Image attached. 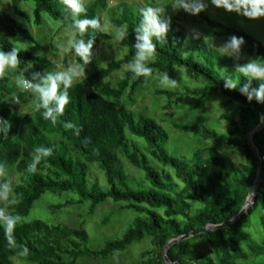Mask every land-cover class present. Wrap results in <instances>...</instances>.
Masks as SVG:
<instances>
[{
	"label": "trees",
	"instance_id": "trees-1",
	"mask_svg": "<svg viewBox=\"0 0 264 264\" xmlns=\"http://www.w3.org/2000/svg\"><path fill=\"white\" fill-rule=\"evenodd\" d=\"M22 1L28 0H10L13 14L0 9V52L11 53L15 49L10 38L16 35L37 45L36 38L19 20V17L30 19L20 8ZM31 1L36 25H41L45 12L72 30L74 40L85 43L91 40V48L100 41L108 48L115 45L122 55L109 59L105 66L87 73L67 89L69 103L55 123L51 118H43L47 109L42 106L40 93L33 108L16 111L8 104L16 90L10 86L11 78L0 76V170L19 175L12 189L15 199L7 206L10 215L19 218L27 215L34 202L46 193H64L67 197L62 202L50 205L52 213L82 205L85 214L92 215L101 205L111 202L116 205L105 214L104 223L124 210L134 216L119 233L103 238L100 245L84 222L78 227L42 219L18 223L13 233L15 247L9 244L0 226V264H13L14 257L30 264L106 260L142 241L148 242V247L134 264H238L263 257L264 240L250 239L247 229L258 222L264 234V126L253 135L262 163L259 179L258 162L247 138L264 121V102L257 101L255 96L249 101L241 91L245 88L247 92L258 91L256 79L242 73L236 83L230 76L215 72L214 63L219 58L216 54L221 52L195 32L187 43L188 31L181 23H171L163 38L151 37L156 53L143 63L152 73L168 74L174 68H182L196 82L192 88L185 85L178 92L158 89L155 94L172 103L185 95L199 100L218 92L228 102L239 104L235 115L222 116L229 123L227 132L206 124L172 121L177 130L198 140L195 150L182 153L171 143L165 127L154 118L116 104L125 96L132 98L148 80L136 77L132 70L137 59L136 45L142 43L138 39L143 35L141 8L118 3L109 18L115 31L104 33L102 14L108 10L107 0H91L78 16L66 5L61 8L62 0ZM148 5L152 7L151 3ZM85 18H96L100 27H89L80 33L76 20ZM203 21L209 36L243 37L245 51L264 62V45L259 39L218 19L203 16ZM120 32L124 33L122 40L118 39ZM71 53L83 63L74 50ZM17 55L20 61L17 67L29 70L21 73L23 78L36 76L44 87V80L56 75L54 63L47 57L21 50ZM122 69V77L115 78ZM228 81L236 87L227 88ZM63 91L61 82L58 94ZM54 106L50 102L49 107ZM68 124L73 127H67ZM137 138L143 141V146ZM40 147L52 149L53 154L42 158L36 171L31 172L30 165ZM239 147L245 150L249 160L246 164L235 165L222 155ZM123 159L141 175L127 172ZM92 164L102 173V181L91 176ZM6 182L0 175V190ZM256 183L253 202L236 217ZM0 209H6L1 202ZM206 226L212 228L184 237ZM200 238L208 244L210 254L195 249L194 243Z\"/></svg>",
	"mask_w": 264,
	"mask_h": 264
},
{
	"label": "rangeland",
	"instance_id": "rangeland-1",
	"mask_svg": "<svg viewBox=\"0 0 264 264\" xmlns=\"http://www.w3.org/2000/svg\"><path fill=\"white\" fill-rule=\"evenodd\" d=\"M90 1L91 0H83V4L85 5ZM120 2H126L135 8H146L149 7L148 3H151L154 10L160 9L158 15L162 20L170 19V24L178 22L186 28L188 31L187 43L192 41L193 32H195L198 35L203 36L212 47L218 50L215 49L218 53H223L221 49L231 36H209L207 34L206 22L203 21V16L218 19L231 27L240 28L246 33L259 39L264 45V20L262 18L250 19L234 11H227L222 7H217L212 4L211 0H204L206 8L197 15L189 14L183 9L174 8L173 5L176 3V0H107L108 10L102 14L104 33H112L111 31H115L112 24H110L109 18L112 15L113 8ZM60 3L61 8H63V5H65L64 0L60 1ZM20 8L28 13L30 19L27 21L19 17V20L36 38L37 45L30 43L19 35L10 38L12 45L15 49L47 57L54 63V73L56 74L68 72L70 69L79 66L83 70V74L75 77L73 83L82 79L87 73L93 72L97 67L105 66L109 59L111 60L113 57H120L122 55V52L117 46L112 45L108 48L102 43V41H100L99 43H96V46L90 49L89 62L87 64L84 62L80 64L75 55L71 53V50L65 51V49L69 48L74 41L75 33L72 30L62 25L60 21L52 19L50 15L45 12L42 13L41 25H36L33 21L34 3L31 0L22 1L20 3ZM0 9L13 14L10 0H0ZM204 29L206 31H204ZM221 53L216 54L219 58H216L217 60L214 63V70L215 72L230 76L236 83L243 73L240 71L241 67L248 63L264 65V62H261L257 55L245 51L242 46L239 53H232V55L227 54L230 57L222 55ZM17 66L15 68L8 67L4 72L6 76L11 78L10 86L16 89L15 93L8 99V104H12L16 108V111L27 112L33 108V104L38 98L39 92L37 91L36 86L41 87L42 81H39L36 76L23 78L21 73L28 72L29 70H21ZM123 72L124 69L118 71L115 74V78L122 77ZM164 75L165 74L152 73V75L148 77L147 82L141 86L132 98L125 96L123 99L116 101V104L135 113H145L154 118L168 131L171 143L174 144L179 151L185 154H190L198 147V140L190 134L177 130L173 126L172 121L177 123L206 124L217 131L227 132L229 123L222 116L235 115L239 106L237 102H228L218 92H214L199 100H195L191 96L185 95L181 100L170 103L166 97L155 94V90L166 89L178 92V90H182L185 85L192 88L196 85V82L185 73L184 69L174 68L172 72L166 75L169 80H175L177 82V87L168 88L167 85L161 84V78ZM18 77L22 78L19 79ZM23 79L31 80L34 88H29L27 90L23 88V85H21ZM255 79L258 87L264 84V80L259 78ZM136 140H138L139 144L143 146V141L141 139L137 138ZM247 140L249 142V137ZM222 155L225 158L230 159L235 165L246 164L249 162L243 147L224 151L222 152ZM123 165L125 170L130 174L135 176L141 175V172L125 159H123ZM89 172L92 177L95 176L100 179V181L104 178L102 177V173L93 164L90 165ZM0 175L7 180L4 185H9L10 187L8 198L0 199V202L4 205V208H6L4 209L5 213L10 214V210L7 206L15 199L12 189L19 181V175L18 173H10L9 171L4 170H0ZM66 197L67 195L64 193H46L42 195L40 199L34 202L30 212L27 215L20 217L18 223L28 222L34 219H42L48 222L59 221L73 227H78L84 222L89 234L92 235V237L96 239L97 244L100 245L103 238L111 237L116 233H119L134 216L132 212L124 210L117 215L112 216L104 223L105 214L115 208L116 204L111 202L101 205L92 215H86L85 206L82 205L71 206L56 213H52L50 211V205L62 202ZM248 199L250 206L252 203V196ZM247 233L252 240H264V234L258 222H254L253 225L247 229ZM147 247L148 242L142 241L132 244L126 251L116 253L106 260H88L86 262H79L78 264H134L137 259H140V253L147 249ZM194 247L197 251L211 253L208 244L203 238L196 240ZM13 264L30 263H26L18 257H14ZM238 264H264V256L260 257L256 262L239 261Z\"/></svg>",
	"mask_w": 264,
	"mask_h": 264
},
{
	"label": "clouds",
	"instance_id": "clouds-1",
	"mask_svg": "<svg viewBox=\"0 0 264 264\" xmlns=\"http://www.w3.org/2000/svg\"><path fill=\"white\" fill-rule=\"evenodd\" d=\"M65 5L72 11L74 16H78L80 13L85 12L83 0H64ZM211 3L217 7H222L227 11H234L250 19L264 18V0H211ZM174 8L183 9L185 12L197 15L206 8L204 0H176L173 5ZM160 9L154 10L152 7L141 8L140 13L143 16L142 31L143 35L138 39L142 43H137V59L132 68L136 77H150L152 75V69L147 67L143 61L152 57L156 53L155 45L152 43L151 37L163 38L170 29V19L162 20L158 13ZM76 28L80 33H84L89 27L99 28V22L96 18L83 20H76ZM124 33L118 34V39H123ZM245 44L243 37L236 35L231 36L224 47L221 49L223 53L232 55V53H239L241 46ZM92 47V41L87 44L83 40H74L69 48L65 51L74 50L76 55L79 56L85 64L89 62L90 49ZM19 49H13L11 53L0 52V76H3L5 69L8 67L15 68L19 63L18 53ZM240 71L248 76L259 78L264 80V65L258 63H248L240 68ZM83 70L77 66L70 69L68 72H61L56 75H49L46 79V86H36L37 91L41 95L42 106L47 109L43 114V118L48 120L51 118L53 123L56 122V117L62 115L65 106L69 103V95L67 89L72 86L75 77L81 76ZM62 82L64 91L62 94H58V88ZM25 88H33V84L28 81L23 82ZM161 84L167 85L168 88H176L177 82L175 80H169L165 74L161 78ZM229 89L236 87L235 83L228 81L225 85ZM246 93L247 99L251 101L253 96L259 102H264V84H262L258 91L247 92V88L241 89ZM54 103V107H49V104ZM67 127H73L68 124ZM38 155L34 158L33 163L30 165L29 171L35 172L36 165L42 158L50 157L53 154V150L46 147H40L36 149ZM10 191L9 185H4L0 190V199H7ZM18 216L6 214L3 209H0V226L3 227L6 238L9 244L15 247V240L13 238L14 229L19 222ZM27 247L24 248L23 254H27Z\"/></svg>",
	"mask_w": 264,
	"mask_h": 264
},
{
	"label": "water",
	"instance_id": "water-1",
	"mask_svg": "<svg viewBox=\"0 0 264 264\" xmlns=\"http://www.w3.org/2000/svg\"><path fill=\"white\" fill-rule=\"evenodd\" d=\"M263 126H264V121L261 122L260 124H258V125L256 126V128H255L252 132H250V134H249V145H250V147L252 148V150L254 151V154H255L256 159H257V162H258V175H257V179L260 178V173H261L262 163H261L260 155L258 154V151H257V149H256V147L254 146V143H253V135H254V133H255L256 131L260 130ZM256 182H257V181H256ZM256 187H257V183L254 185V187L252 188V190H251V192H250V194H249V197L252 196V202H253V200H254V198H255ZM249 197H248V198H249ZM249 204H250V203H249V199H247V200H246V203H245L244 206L241 208L239 214H238L236 217H239V216H240V215H241V214L247 209V207L249 206ZM218 227L220 228V227H222V225L217 226V227H215V228H218ZM211 228H212L211 226H206V227L202 228L201 230H195V231H193V232H191V233L185 235L184 237H188V236H190V235H194V234H196V233L204 232V231H206L207 229H211ZM170 244H171V243H169L167 247H169ZM167 249H168V248H167ZM165 253H166V252H165ZM165 256H166V255H165Z\"/></svg>",
	"mask_w": 264,
	"mask_h": 264
},
{
	"label": "built area",
	"instance_id": "built-area-1",
	"mask_svg": "<svg viewBox=\"0 0 264 264\" xmlns=\"http://www.w3.org/2000/svg\"><path fill=\"white\" fill-rule=\"evenodd\" d=\"M24 81H28V80H24ZM24 81H23V82H24ZM23 82H22V85H23V88H25ZM28 82H30V81H28ZM30 83H31V82H30ZM25 89L27 90V89H29V88H25Z\"/></svg>",
	"mask_w": 264,
	"mask_h": 264
}]
</instances>
